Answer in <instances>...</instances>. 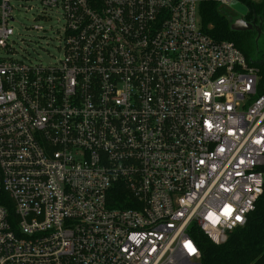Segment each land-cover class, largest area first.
Here are the masks:
<instances>
[{"label":"built area","instance_id":"obj_1","mask_svg":"<svg viewBox=\"0 0 264 264\" xmlns=\"http://www.w3.org/2000/svg\"><path fill=\"white\" fill-rule=\"evenodd\" d=\"M201 1L0 0V264H201L191 230L246 224L264 91ZM12 2L61 14L56 59L14 57Z\"/></svg>","mask_w":264,"mask_h":264},{"label":"trees","instance_id":"obj_2","mask_svg":"<svg viewBox=\"0 0 264 264\" xmlns=\"http://www.w3.org/2000/svg\"><path fill=\"white\" fill-rule=\"evenodd\" d=\"M250 10L245 14L247 22L261 25L264 21V1L241 0ZM200 16L203 30L216 41L233 42L246 57L249 65L258 68L259 91H264V50L257 45V31L231 30V17L214 0H202ZM261 36V35H260ZM264 172V167L262 168ZM129 193L122 191L124 196ZM120 197V196H119ZM118 205V204H115ZM201 250V264H264V193L248 215L244 226L229 233L222 244H214L201 231L191 230Z\"/></svg>","mask_w":264,"mask_h":264},{"label":"rangeland","instance_id":"obj_3","mask_svg":"<svg viewBox=\"0 0 264 264\" xmlns=\"http://www.w3.org/2000/svg\"><path fill=\"white\" fill-rule=\"evenodd\" d=\"M12 3L16 7L15 21L11 22L14 28V35L11 36L14 57L31 63L41 62L47 58L56 59L61 52L58 48L59 35L56 32V28L60 27L63 22L61 14L52 13L47 19L38 18L37 11H30L25 8L32 3H24L22 6L17 2ZM224 11L233 20H237L241 16L232 6L224 8ZM36 25L43 27L44 30L34 29ZM257 45L261 51L264 50V34L258 37ZM0 54L4 56L11 53L0 51Z\"/></svg>","mask_w":264,"mask_h":264},{"label":"water","instance_id":"obj_4","mask_svg":"<svg viewBox=\"0 0 264 264\" xmlns=\"http://www.w3.org/2000/svg\"><path fill=\"white\" fill-rule=\"evenodd\" d=\"M233 8H235L240 14L241 16L246 14V8L244 6H242L241 4L237 3V2H233L231 5ZM231 30L233 31H250V30H256L258 33V37L261 34V28L259 26H256L254 24V22H247L246 20H244L242 17L237 19V20H233L231 18ZM257 37V38H258Z\"/></svg>","mask_w":264,"mask_h":264},{"label":"flooded vegetation","instance_id":"obj_5","mask_svg":"<svg viewBox=\"0 0 264 264\" xmlns=\"http://www.w3.org/2000/svg\"><path fill=\"white\" fill-rule=\"evenodd\" d=\"M241 17H242L244 20H246L244 15H243V16H240L239 18H241ZM239 18H238V19H239ZM260 22H261V25H257L255 22H254V24H255L256 26H259V27L261 28V34H260V35H262V34H264V21L260 19Z\"/></svg>","mask_w":264,"mask_h":264},{"label":"snow or ice","instance_id":"obj_6","mask_svg":"<svg viewBox=\"0 0 264 264\" xmlns=\"http://www.w3.org/2000/svg\"><path fill=\"white\" fill-rule=\"evenodd\" d=\"M239 219V217H237ZM187 247L189 248L190 251L195 252V249L192 247L191 244H188Z\"/></svg>","mask_w":264,"mask_h":264},{"label":"crops","instance_id":"obj_7","mask_svg":"<svg viewBox=\"0 0 264 264\" xmlns=\"http://www.w3.org/2000/svg\"><path fill=\"white\" fill-rule=\"evenodd\" d=\"M257 37H258V35H257ZM257 40H258V38H257ZM257 40H256V41H257Z\"/></svg>","mask_w":264,"mask_h":264}]
</instances>
